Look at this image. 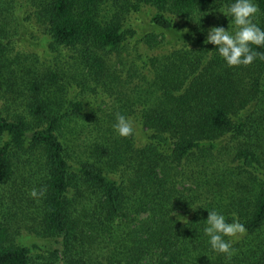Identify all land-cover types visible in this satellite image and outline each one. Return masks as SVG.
Returning <instances> with one entry per match:
<instances>
[{
  "label": "trees",
  "instance_id": "trees-1",
  "mask_svg": "<svg viewBox=\"0 0 264 264\" xmlns=\"http://www.w3.org/2000/svg\"><path fill=\"white\" fill-rule=\"evenodd\" d=\"M231 2L0 0V264H264V46L205 43Z\"/></svg>",
  "mask_w": 264,
  "mask_h": 264
},
{
  "label": "clouds",
  "instance_id": "clouds-1",
  "mask_svg": "<svg viewBox=\"0 0 264 264\" xmlns=\"http://www.w3.org/2000/svg\"><path fill=\"white\" fill-rule=\"evenodd\" d=\"M259 12L255 0H232L222 13L226 17H232L233 29L230 31L228 27H211L205 43L213 44L229 66L251 64L261 55L252 48V45L264 46V28L254 22ZM113 128L122 137L134 133L133 122L122 114H117ZM45 191L44 188L39 190L33 188L29 195L38 198L42 197ZM205 221L203 234L207 237L211 249L230 257L235 251L233 243L246 232L244 224L235 215L229 221L225 214L216 209L208 210Z\"/></svg>",
  "mask_w": 264,
  "mask_h": 264
},
{
  "label": "rangeland",
  "instance_id": "rangeland-1",
  "mask_svg": "<svg viewBox=\"0 0 264 264\" xmlns=\"http://www.w3.org/2000/svg\"><path fill=\"white\" fill-rule=\"evenodd\" d=\"M147 13H149V11L147 10V9H144L143 10V15H142V19H144V20H149V16H145L144 17V15H147ZM19 31H21V30H19ZM36 34V33H35ZM36 35H38V34H36ZM31 40H33V39H31L30 38V36H28V43H27V46L28 47H31V45H32V41ZM36 44V43H35ZM0 221H1V215H0Z\"/></svg>",
  "mask_w": 264,
  "mask_h": 264
}]
</instances>
